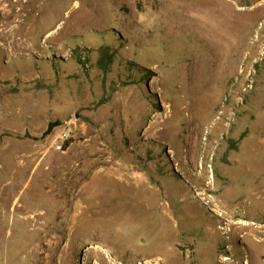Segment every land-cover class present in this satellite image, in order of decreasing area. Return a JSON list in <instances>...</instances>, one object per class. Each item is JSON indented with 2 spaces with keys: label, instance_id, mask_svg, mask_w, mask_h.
I'll return each mask as SVG.
<instances>
[{
  "label": "rangeland",
  "instance_id": "rangeland-1",
  "mask_svg": "<svg viewBox=\"0 0 264 264\" xmlns=\"http://www.w3.org/2000/svg\"><path fill=\"white\" fill-rule=\"evenodd\" d=\"M259 1L0 0V264H264Z\"/></svg>",
  "mask_w": 264,
  "mask_h": 264
},
{
  "label": "bare ground",
  "instance_id": "bare-ground-1",
  "mask_svg": "<svg viewBox=\"0 0 264 264\" xmlns=\"http://www.w3.org/2000/svg\"><path fill=\"white\" fill-rule=\"evenodd\" d=\"M216 1H218V2H220V3H222L223 5H225L228 9H231L233 12L235 11L234 9L236 8V7H238L239 5H241V3H240V0H235L234 2H232V0H216ZM241 1H243V0H241ZM251 1V0H250ZM216 3V2H215ZM214 3V4H215ZM219 3V4H220ZM246 3H247V1H246ZM12 5V6H11ZM18 5V2L17 3H11L10 4V6H11V8H14V7H16ZM217 6H219V5H217ZM242 10H244L245 12H249V13H251V14H253V15H255V14H261V13H264V0H261V1H259V2H257L255 5H253V7H251V8H249V9H247L246 8V6H244V7H242ZM12 11V10H11ZM22 11H23V9H20L18 12H20V13H22ZM229 11V10H228ZM13 13V12H12ZM235 13V12H234ZM233 13V14H234ZM264 15V14H263ZM16 16V15H15ZM4 20H8V19H4ZM15 22H17L18 23V28L17 29H13L14 30V32H15V34H14V36H16V35H18L17 33L20 31L19 29L23 26V25H25L26 23V18H21L20 16H19V19H17L16 20V18L13 20V21H5L4 23H3V25H11V24H13V23H15ZM60 29V28H59ZM206 118V117H205ZM200 127V126H199ZM201 128V127H200ZM196 134V133H195ZM197 145V146H196ZM195 146L199 149V150H206V148H207V146H208V144L206 143V145L204 144L203 145V147H201V146H199L198 144H196L195 143ZM177 170V169H176ZM240 228L241 229H243V230H246V233H245V235H244V238L245 239H251L252 241H254V242H256L258 245L259 244H261L263 241L262 240H256V239H254V237H253V234L254 233H259V228L258 227H255L256 226V224L254 223V222H248V221H246V220H243L241 223H240ZM262 228L264 229V224L262 225ZM264 236V235H263ZM250 241V240H249ZM251 241V242H252ZM250 242V243H251ZM253 242V243H254ZM256 243H254V244H256ZM262 244H264V243H262ZM251 245H253V244H251ZM260 246V245H259ZM258 246V247H259ZM252 247V246H251ZM159 260H161V258L159 257V258H156V259H152V260H144V261H142V262H138V264H155V262L156 261H159ZM224 261H227L228 260V258L227 257H224V259H223ZM239 263H241V262H239ZM228 264H231V263H228ZM238 264V263H237ZM244 264H251L250 262H247V261H245V263Z\"/></svg>",
  "mask_w": 264,
  "mask_h": 264
}]
</instances>
